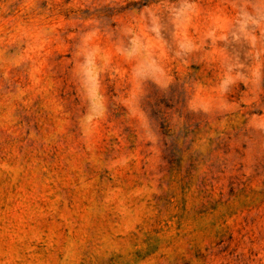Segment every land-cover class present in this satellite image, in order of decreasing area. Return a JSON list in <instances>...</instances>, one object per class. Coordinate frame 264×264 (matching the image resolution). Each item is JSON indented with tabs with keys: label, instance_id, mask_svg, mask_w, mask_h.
<instances>
[{
	"label": "rangeland",
	"instance_id": "obj_1",
	"mask_svg": "<svg viewBox=\"0 0 264 264\" xmlns=\"http://www.w3.org/2000/svg\"><path fill=\"white\" fill-rule=\"evenodd\" d=\"M0 264H264V0H0Z\"/></svg>",
	"mask_w": 264,
	"mask_h": 264
}]
</instances>
